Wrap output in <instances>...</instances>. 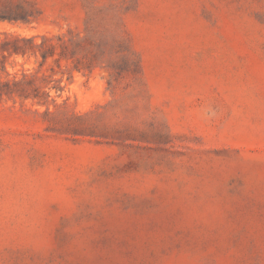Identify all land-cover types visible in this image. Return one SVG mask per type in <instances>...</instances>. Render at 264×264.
Masks as SVG:
<instances>
[{"label":"rangeland","instance_id":"rangeland-1","mask_svg":"<svg viewBox=\"0 0 264 264\" xmlns=\"http://www.w3.org/2000/svg\"><path fill=\"white\" fill-rule=\"evenodd\" d=\"M0 16V39L82 40L42 65L0 53V80L50 93L0 96V264H264V0Z\"/></svg>","mask_w":264,"mask_h":264},{"label":"trees","instance_id":"trees-1","mask_svg":"<svg viewBox=\"0 0 264 264\" xmlns=\"http://www.w3.org/2000/svg\"><path fill=\"white\" fill-rule=\"evenodd\" d=\"M4 19V16H0ZM36 36H20L17 34L5 33V36L0 39V53L5 58L12 55H29L34 54L41 55L42 59L39 61V65H42L49 56H54L56 47H60L59 54H65L70 47L75 48L82 46L81 39H75L69 37L65 39L63 36H57V42H54V37L42 35L40 42L36 41ZM79 62L75 64L78 67ZM90 68V64L85 65ZM32 76L27 73H23L21 78H14L9 80H0V96L6 94L9 97L18 95L20 97H36L41 102L40 96L45 98L50 97L49 91L43 89L41 86H36ZM45 84H48L47 76L43 78Z\"/></svg>","mask_w":264,"mask_h":264}]
</instances>
